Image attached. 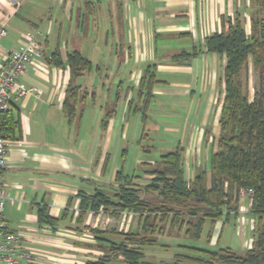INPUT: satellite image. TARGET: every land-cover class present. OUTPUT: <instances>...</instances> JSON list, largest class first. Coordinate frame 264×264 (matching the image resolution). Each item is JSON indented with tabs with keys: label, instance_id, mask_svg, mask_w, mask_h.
I'll return each mask as SVG.
<instances>
[{
	"label": "crops",
	"instance_id": "obj_1",
	"mask_svg": "<svg viewBox=\"0 0 264 264\" xmlns=\"http://www.w3.org/2000/svg\"><path fill=\"white\" fill-rule=\"evenodd\" d=\"M247 5L248 0H0V28L6 29V34L0 36V63L9 52L23 48L27 35L34 29L40 30L37 40L44 52L19 77L33 91L14 100L9 109L20 123L15 137H9L8 164L2 178V190L7 196L4 216L11 230L23 235L24 244L33 255L27 264H85L102 253L95 246L91 228L109 230V226H99L92 220L113 216L109 211L97 214L88 211L79 220V192L93 194L96 188L113 192L118 187L116 178L121 169L111 164L114 129L111 117L116 109H107L112 101L110 86L118 85V102L124 99L126 109H130L136 90L130 86L125 90V85L130 81L133 87L140 88L145 69L155 65L158 83L153 87L152 97H160L161 105L172 96L189 97L191 101L202 63L207 60L213 67V75L219 74L216 101L220 95V116L225 60L205 50V38L221 30L223 14L232 15ZM88 46L95 50L90 47L86 51ZM195 48L198 55L190 61L181 64L171 61L174 54L183 50L193 52ZM55 50L64 62L62 66L46 62V57ZM73 50L96 62L100 78L98 82L82 83V76L92 74L87 70L76 80L84 98L79 97L77 115L69 122L64 112L71 79L66 60ZM91 52H101L102 58L95 59ZM109 52L114 56L112 66L104 60ZM181 80L184 83L178 82ZM101 86L103 91L108 89L105 106L98 105ZM86 98L93 100L97 110L94 124L81 118L83 108L79 107ZM143 101L139 90L137 111ZM110 111L113 112L105 126L103 119ZM198 156L187 155L189 179L203 165ZM144 163L155 164L150 160ZM145 176L136 182L144 185L149 175ZM43 206L59 221L41 223L38 212ZM65 210L68 215L61 218ZM240 217H236L238 221Z\"/></svg>",
	"mask_w": 264,
	"mask_h": 264
},
{
	"label": "trees",
	"instance_id": "obj_2",
	"mask_svg": "<svg viewBox=\"0 0 264 264\" xmlns=\"http://www.w3.org/2000/svg\"><path fill=\"white\" fill-rule=\"evenodd\" d=\"M244 8L246 11L238 8L234 16L223 14L221 30L205 38V50L225 60L219 133L213 140L217 148L212 152L209 169L201 165L193 178H187L185 149L178 144L174 150L162 154L154 165H148L150 168L145 169V175L149 176L144 185L136 181L144 180L146 176L124 174L120 170L116 191L96 188L93 194L79 192V220L88 211L97 214L102 210L109 211L115 218L125 212L138 217V226L134 230L91 228L95 246L102 253L85 264H264V0H248ZM245 15H249L251 22L249 32L245 27ZM197 55L196 48L193 52L183 50L171 56V61L186 63ZM46 62L57 66L64 64L57 50L46 57ZM66 63L71 79L64 112L72 122L77 115L79 97L84 98L76 80L91 69L92 61L79 50H73L68 52ZM250 65L258 77L253 97L243 78ZM156 83V66L148 65L140 87L144 110ZM112 112L105 115V126ZM19 123L11 110L0 116V129L8 137H15ZM209 133L207 130L205 136ZM241 188L254 189L250 206L254 216L252 246L237 252L231 247L210 249L180 244L181 250L171 260H145L144 247L160 244L156 234L166 228L178 231V235L199 239L208 220L215 223L220 219L229 220L231 215H241ZM142 192L153 196L144 198ZM38 213L41 223L59 221L49 214L46 206L40 207ZM67 215L65 210L61 218ZM110 234L120 238H112Z\"/></svg>",
	"mask_w": 264,
	"mask_h": 264
},
{
	"label": "rangeland",
	"instance_id": "obj_3",
	"mask_svg": "<svg viewBox=\"0 0 264 264\" xmlns=\"http://www.w3.org/2000/svg\"><path fill=\"white\" fill-rule=\"evenodd\" d=\"M242 10L246 11L245 8H242ZM247 12L249 13V10ZM232 15L234 16L235 12ZM245 19V27L249 32L251 27L249 15H245ZM89 48L92 51L95 50L93 46H88V48H85L86 51ZM92 55L95 59L97 57L102 58L101 52H93ZM113 58L114 56L110 52L104 55L105 62L110 66H112ZM219 66L218 69L220 71ZM90 72L92 74L89 73L90 75L82 76V83H85L86 80L90 83L95 80L98 82L100 76L97 71L96 62H92ZM213 73L211 63L206 60L202 63L199 83L195 88L191 101L189 97L169 96L171 98L168 101L172 100L173 102L167 101L161 105L158 102L160 97L154 96V98L152 97L150 108H147V111L143 109L144 107H141L144 106V103L140 104L139 111L136 110V107L139 105L140 88L133 87V82L129 81L125 85V90L128 86L136 90L135 99L130 109H126L127 104L124 99L118 102L116 95L118 85L110 86L109 94L111 95L112 101L107 104V109H116V113L111 117V122L114 121L112 122L114 129L111 133L112 141L110 144V151L112 152L111 164H115L118 169H121L125 173L129 172L130 174L139 175L144 178L145 169L150 168L148 164L144 163L145 161L150 160L156 163L162 154L172 151L177 143L181 142L185 149L184 157L186 168H188L186 161L187 155H199L198 158H201L203 165L209 168L212 152L217 148L213 140L219 133L218 119L221 105L220 95H218L216 101L219 89V74L214 76ZM243 78L248 83L250 96L253 97L258 77L254 73L252 65H250L248 73L244 72ZM178 82L184 83L183 80ZM100 90L102 97L98 99V105L104 104L105 106L104 100L108 89L106 90L105 88L103 91L101 86ZM192 98L194 101H192ZM81 103L79 107L80 110L83 108L81 118L84 122L88 121L94 124L96 122L94 113H97V110L94 108L93 100L86 98ZM145 114L148 116L145 117ZM207 130L210 131L208 137L205 136ZM116 156H118L117 160H115ZM141 196L145 198L146 196L151 197L153 195L142 192ZM245 216L247 223L245 222L246 225L244 226L241 225L242 222L238 221L234 215H231L229 220L220 219L215 223L208 220L204 225L202 235L199 239H190L186 236L178 235V231H169L166 228L162 233L156 234V238H158L160 244L144 247L145 260L157 262L171 260L174 254L181 250L180 244L210 249L231 247L237 252H244L247 248L244 247L245 241L248 240L250 242L254 237L251 227V221L254 219V216L250 212L246 213ZM137 220V216L125 213L119 219L111 216H103L99 217V219L94 218L92 222L99 226L107 225L109 226V230L121 231L134 230L137 226ZM240 229H242L241 234L239 233ZM209 234H211L210 237ZM110 236L115 239L120 238L113 234H110Z\"/></svg>",
	"mask_w": 264,
	"mask_h": 264
},
{
	"label": "built area",
	"instance_id": "obj_4",
	"mask_svg": "<svg viewBox=\"0 0 264 264\" xmlns=\"http://www.w3.org/2000/svg\"><path fill=\"white\" fill-rule=\"evenodd\" d=\"M5 34L6 29L1 27L0 36ZM39 34L40 30L34 29L32 33L27 35L25 46L9 52L0 63V116L11 108L14 100L33 91L31 88L25 87L19 81V77L25 73L29 64L36 62L44 55L37 40ZM10 143L11 139L0 129V264H27L33 255L24 244L23 235L11 230L4 216L7 196L2 190V178L8 164ZM253 195V188H241L239 191V199L242 202L240 221L243 224L247 221L245 214L250 212ZM246 200L249 201L248 205L244 204ZM251 223L253 229L254 219ZM253 241V239L250 242L247 240L245 246H252Z\"/></svg>",
	"mask_w": 264,
	"mask_h": 264
}]
</instances>
